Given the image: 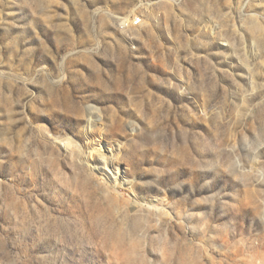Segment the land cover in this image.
I'll return each mask as SVG.
<instances>
[{
	"label": "rangeland",
	"instance_id": "374dc122",
	"mask_svg": "<svg viewBox=\"0 0 264 264\" xmlns=\"http://www.w3.org/2000/svg\"><path fill=\"white\" fill-rule=\"evenodd\" d=\"M0 264H264V0H0Z\"/></svg>",
	"mask_w": 264,
	"mask_h": 264
},
{
	"label": "built area",
	"instance_id": "2783aa9c",
	"mask_svg": "<svg viewBox=\"0 0 264 264\" xmlns=\"http://www.w3.org/2000/svg\"><path fill=\"white\" fill-rule=\"evenodd\" d=\"M141 23H142V18L139 17V16H137L136 18H134V19L132 20V24H133V25H140Z\"/></svg>",
	"mask_w": 264,
	"mask_h": 264
}]
</instances>
